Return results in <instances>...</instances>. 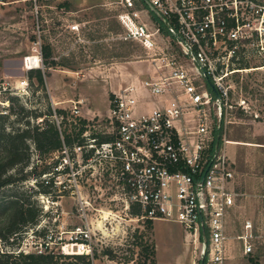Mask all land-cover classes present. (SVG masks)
<instances>
[{
  "label": "rangeland",
  "instance_id": "1",
  "mask_svg": "<svg viewBox=\"0 0 264 264\" xmlns=\"http://www.w3.org/2000/svg\"><path fill=\"white\" fill-rule=\"evenodd\" d=\"M80 1L1 0L0 115L4 116L0 120L5 128L22 129L27 122L30 127L41 126L46 116L35 115L51 112L54 121V113L61 110L66 123L62 129L67 125L71 130L72 124L77 131L81 119L88 125V134L101 135L109 130L111 87L122 81L126 68L141 70L149 66L146 58L151 53L124 40L125 30L118 20L124 11L120 0H96L90 8L74 5ZM132 1L146 11L137 0ZM35 5L39 7L37 24ZM141 20L151 30L160 27L147 11ZM62 23L78 24V33H70ZM37 25L40 44L51 47L55 62L43 75V88L36 75L30 74L39 68L27 71L23 64L25 57L36 56ZM159 34L166 40L167 33ZM244 49L240 60L245 63L233 67L237 73L224 81L230 87V107L223 109L220 121H213L215 128L220 127V146L231 163L238 194L227 223V264H264V48L245 45ZM40 70L44 71V66ZM134 72L137 82L145 73ZM77 101L83 103L78 106L80 116L74 118L71 107ZM27 145L29 164L23 171L10 172L14 184L0 189V201L7 193L17 192L24 204L40 214L35 225L28 226L17 238L0 240V254L17 257L18 253L46 252L55 255L56 264H86L73 258L58 259V255L70 247L71 238L88 229L96 255L89 264H142L144 244L154 245L155 264H190L196 260L199 241L196 247L194 237L173 223L156 222L153 231V227L147 228L146 220L132 216L125 208L111 177L105 175L101 185L92 178L89 185H82V159L75 155H70L75 163L73 174L63 175L61 185L52 182L51 187H45L53 180L49 172L61 154L38 153L31 141ZM245 220L252 223L256 237L249 255H243L234 240ZM3 222L0 219V224ZM106 250L113 258L103 256Z\"/></svg>",
  "mask_w": 264,
  "mask_h": 264
},
{
  "label": "built area",
  "instance_id": "2",
  "mask_svg": "<svg viewBox=\"0 0 264 264\" xmlns=\"http://www.w3.org/2000/svg\"><path fill=\"white\" fill-rule=\"evenodd\" d=\"M147 1L163 19L168 39L159 37V27L151 30L142 22L147 10L120 0L124 40L151 53L149 68L138 82L113 93L107 132L91 135L85 125L82 145L63 147L49 173L51 181L61 185L63 175L73 174L70 155H75L82 159V185L91 178L101 185L105 175L111 177L125 208L140 211L138 219L177 224L199 241L194 264H227V223L238 194L219 135L216 144L220 127L213 120L220 121L223 109L230 107V87L224 81L237 73L233 67L245 45L264 48V0ZM34 14L37 24L36 5ZM61 25L70 33L79 31L76 23ZM37 33L36 56L25 57L24 68L30 59L43 68L38 25ZM82 103H73L72 117L80 116ZM60 118L54 113L58 129ZM104 136L109 140H102ZM255 238L252 223L245 220L234 240L249 255ZM70 241L61 254L92 257L90 230Z\"/></svg>",
  "mask_w": 264,
  "mask_h": 264
},
{
  "label": "trees",
  "instance_id": "3",
  "mask_svg": "<svg viewBox=\"0 0 264 264\" xmlns=\"http://www.w3.org/2000/svg\"><path fill=\"white\" fill-rule=\"evenodd\" d=\"M141 5L147 10L146 6L141 2ZM148 11V10H147ZM152 20L160 26L161 32L166 34V30L163 22L153 13L149 12ZM42 49V59L44 71L40 69L34 70L31 73L36 75L38 85L43 88V75L48 73V70L55 65L54 59L52 58L51 47L49 45H43ZM244 60H240L235 66H240L244 64ZM239 69V68H236ZM112 97V95H111ZM58 117H61L62 120L58 126L56 123L50 119V116L53 114L49 112L45 115H35L34 118L43 119L41 126L30 127L29 122L26 123L25 127L22 129H10L5 128L3 123L0 120V189L7 187L11 188L14 184L13 175L10 173L14 169H19L23 171L29 164L30 155L29 147L27 145L28 141L34 146V149L38 152H44L46 154H53L55 152L62 151L63 147L72 149L73 145H82V133L84 132V126L86 122L79 119V128L76 131V127L71 124V130L67 125L62 129V125L66 124L63 118L64 111L58 110L55 112ZM4 115H0L2 119ZM70 131V133H68ZM219 131L215 132L217 137ZM102 140H109V137L104 136ZM58 160L55 162V165L58 164ZM50 173V172H49ZM45 174V173H42ZM44 183V182H43ZM52 181L46 182L45 187H51ZM0 201V219L4 220L0 224V240L7 241L9 239H14L22 234L28 226L35 225L38 220L40 211L32 210V207L24 204V201L20 198L17 192L7 193L6 196L2 197ZM140 211L131 208L130 214L132 216H138ZM147 228H151L153 221H145ZM47 249V248H46ZM141 252H144V260L142 264H155V248L154 245H146L142 247ZM103 256L113 258L109 250L104 251ZM94 255V256H93ZM92 257L82 256V255H58L59 258H73L77 260H82L89 264L96 259V255L93 254ZM0 258H3V261H0V264H56L53 262L54 259H57L53 254H46V252H40L38 254H22L18 253L17 257L13 254H0ZM14 260H11L13 259ZM17 261V262H16ZM129 263V262H126ZM66 264V263H60ZM141 264V263H137Z\"/></svg>",
  "mask_w": 264,
  "mask_h": 264
},
{
  "label": "crops",
  "instance_id": "4",
  "mask_svg": "<svg viewBox=\"0 0 264 264\" xmlns=\"http://www.w3.org/2000/svg\"><path fill=\"white\" fill-rule=\"evenodd\" d=\"M63 1H68V0H63ZM92 3H96V0H82V1H80L79 3H77V4H74L75 6L77 5V6H79V7H87V8H90L91 7V5H92ZM149 68V66H145V68L144 69H141V70H138V68H131V69H129V68H126L127 70H125L123 73H122V76H124V78H122V81L119 83V84H117L116 86H114V88L113 87H111V92H113V93H116L117 91H119L121 88H124V87H126V86H128V85H130V84H134V83H136L137 82V76H136V74H135V70H137L139 73H143V72H145L147 69ZM135 76H136V78H135ZM156 222H163V223H169V222H165V221H162V220H156V221H154L153 222V224H152V231H153V229H154V226H155V224H156ZM174 224V223H173ZM196 247H197V242H196ZM195 249V248H194ZM194 259H192L191 260V262H190V264H194Z\"/></svg>",
  "mask_w": 264,
  "mask_h": 264
},
{
  "label": "water",
  "instance_id": "5",
  "mask_svg": "<svg viewBox=\"0 0 264 264\" xmlns=\"http://www.w3.org/2000/svg\"><path fill=\"white\" fill-rule=\"evenodd\" d=\"M143 2V4L146 6L147 10L151 13H153L154 15H156L161 21H163V19L159 16V14L157 13V11L150 5V3L147 0H141ZM211 91L214 93V95L216 97H218L217 93L215 92L214 88L212 87V85L210 84V82H207ZM219 142V137H217L216 139V144H218Z\"/></svg>",
  "mask_w": 264,
  "mask_h": 264
},
{
  "label": "bare ground",
  "instance_id": "6",
  "mask_svg": "<svg viewBox=\"0 0 264 264\" xmlns=\"http://www.w3.org/2000/svg\"><path fill=\"white\" fill-rule=\"evenodd\" d=\"M30 62H31V63H28V64H27V67H26L25 69H36V68L38 67V66H37V63H36V62H37L36 59H35V63H34V64L32 63V59H30Z\"/></svg>",
  "mask_w": 264,
  "mask_h": 264
}]
</instances>
